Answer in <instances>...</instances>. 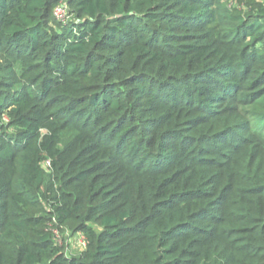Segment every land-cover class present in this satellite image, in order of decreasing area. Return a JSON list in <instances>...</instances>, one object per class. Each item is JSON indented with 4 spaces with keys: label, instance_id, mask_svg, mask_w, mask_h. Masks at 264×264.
<instances>
[{
    "label": "trees",
    "instance_id": "1",
    "mask_svg": "<svg viewBox=\"0 0 264 264\" xmlns=\"http://www.w3.org/2000/svg\"><path fill=\"white\" fill-rule=\"evenodd\" d=\"M0 264H264V0H0Z\"/></svg>",
    "mask_w": 264,
    "mask_h": 264
},
{
    "label": "rangeland",
    "instance_id": "2",
    "mask_svg": "<svg viewBox=\"0 0 264 264\" xmlns=\"http://www.w3.org/2000/svg\"><path fill=\"white\" fill-rule=\"evenodd\" d=\"M235 5H236V2H231L229 7L235 6ZM60 13L62 12L60 11ZM56 18L59 19V17H56ZM64 242H65L64 251L66 255L68 256H77L83 251V245H82L83 240L79 238L78 236H70L68 238H65Z\"/></svg>",
    "mask_w": 264,
    "mask_h": 264
},
{
    "label": "built area",
    "instance_id": "3",
    "mask_svg": "<svg viewBox=\"0 0 264 264\" xmlns=\"http://www.w3.org/2000/svg\"><path fill=\"white\" fill-rule=\"evenodd\" d=\"M60 11L62 13H60ZM54 14H55L56 17H59L60 20H63L64 17H65V10L62 7H58L57 9H55ZM78 237L83 240L82 245H84V239H83V237L82 236H78Z\"/></svg>",
    "mask_w": 264,
    "mask_h": 264
}]
</instances>
